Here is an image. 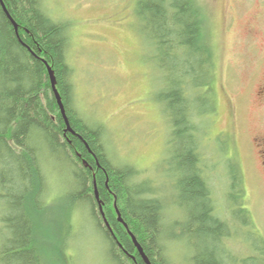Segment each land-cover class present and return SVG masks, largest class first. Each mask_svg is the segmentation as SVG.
I'll return each instance as SVG.
<instances>
[{
	"label": "trees",
	"instance_id": "trees-1",
	"mask_svg": "<svg viewBox=\"0 0 264 264\" xmlns=\"http://www.w3.org/2000/svg\"><path fill=\"white\" fill-rule=\"evenodd\" d=\"M3 1L18 27L0 3V262L74 264L73 221L89 207L112 264H146L130 232L151 264H172L167 246L171 239L187 243L191 264L238 263L224 241L236 236L234 228L251 223L242 180L231 161L228 219L213 198L200 153L204 132L200 125L207 124L204 117L214 114L217 105V55L200 0L137 4L140 30L152 50L150 61L163 80L156 100L172 124L171 204L156 196L148 180H134L139 173L134 166L113 164L104 145L103 125L89 123L73 107L69 21L50 16L43 0ZM48 66L54 71L70 127ZM54 170L64 176L63 191L57 192L50 181ZM96 189L112 230L102 217ZM176 205L183 210V220L166 222L165 212ZM52 208L57 211L51 215L55 230L43 225ZM172 226L176 235L169 233ZM252 251L240 263L264 264V239Z\"/></svg>",
	"mask_w": 264,
	"mask_h": 264
},
{
	"label": "rangeland",
	"instance_id": "rangeland-1",
	"mask_svg": "<svg viewBox=\"0 0 264 264\" xmlns=\"http://www.w3.org/2000/svg\"><path fill=\"white\" fill-rule=\"evenodd\" d=\"M43 3L55 20L69 21L67 54L73 68V107L89 123L103 125L104 145L113 164L134 166L139 172L134 179L137 183L148 180L156 196L173 203L175 182L168 152L172 148V124L156 100L163 80L150 61L152 50L140 30L138 0ZM200 4L217 55L216 111L204 117L206 125H200L204 131L200 143L202 166L216 205L228 219L231 161L242 180L251 223L234 228L236 236L224 241L236 264H241L240 260L253 254V246L264 239V171L252 144L253 136L264 126L255 96L264 75L259 51L264 40L257 35L264 31V0H200ZM226 19L229 22L225 26ZM63 177L59 170L51 173L50 181L57 192L64 189ZM88 208L73 221L74 264H112ZM56 212L52 208L43 223L50 230L56 229L52 218ZM182 213L176 205L165 212V221L183 220ZM1 217L0 205V247ZM169 233L176 235L177 228L172 226ZM167 244L172 264H191L188 258L192 252L186 242L171 239Z\"/></svg>",
	"mask_w": 264,
	"mask_h": 264
},
{
	"label": "water",
	"instance_id": "water-1",
	"mask_svg": "<svg viewBox=\"0 0 264 264\" xmlns=\"http://www.w3.org/2000/svg\"><path fill=\"white\" fill-rule=\"evenodd\" d=\"M0 3H1V5L3 6L4 10H5V11L7 12V14H8V11H7V8H6L5 4H4V1H3V0H0ZM8 15H9V14H8ZM9 17H10L11 20L13 21L14 26H15V28H16V30H17V27H18L17 23L12 19V17H11L10 15H9ZM48 71H49V75H50V79H51L52 88H53L54 94H55V96H56V98H57V102H58V104H59L60 110H61V112H62V115H63V117H64V119H65V122H66L67 126L70 127L69 120H68V117H67V114H66V110H65V107H64V104H63V101H62V97H61L60 92H59V90H58V88H57L56 77H55L54 71L52 70L51 66H48ZM95 192H96V198L98 199V202H99V209H100V211H101V213H102V217H103V219H104L106 225L112 230V228H111L109 222L107 221V218H106V216H105V213H104V211H103V205H102V202L99 200L100 197H99V194H98L97 189H96ZM117 213H118V218H119V220H120L121 222H124L123 219L121 218V214H120V212L118 211V209H117ZM124 224H125V226H126V228H127V224H126V223H124ZM112 232H113V231H112ZM130 236H131V238H132V240H133L135 246L137 247L139 253L141 254L142 258H143L144 261L146 262V264H151L149 258H148L147 255L145 254L144 249H143V247L140 245V243L138 242L137 238H136V237L134 236V234H132L131 232H130Z\"/></svg>",
	"mask_w": 264,
	"mask_h": 264
},
{
	"label": "flooded vegetation",
	"instance_id": "flooded-vegetation-1",
	"mask_svg": "<svg viewBox=\"0 0 264 264\" xmlns=\"http://www.w3.org/2000/svg\"><path fill=\"white\" fill-rule=\"evenodd\" d=\"M228 22H229L228 19H226L225 26L228 25ZM257 35H261V37H263L264 40V31L262 33H258ZM255 39L256 37L254 39L252 37L251 40H255ZM261 46H262L261 50L259 51L262 52L261 59H262V65L264 67V42L261 43ZM255 96L258 101L259 109H261L262 111L261 117L264 119V75L261 76V81L256 87ZM227 136L229 137L228 133ZM252 144L258 154L261 167L263 168L264 171V126H262V128H260V130L253 136Z\"/></svg>",
	"mask_w": 264,
	"mask_h": 264
},
{
	"label": "bare ground",
	"instance_id": "bare-ground-1",
	"mask_svg": "<svg viewBox=\"0 0 264 264\" xmlns=\"http://www.w3.org/2000/svg\"><path fill=\"white\" fill-rule=\"evenodd\" d=\"M114 232V231H113Z\"/></svg>",
	"mask_w": 264,
	"mask_h": 264
}]
</instances>
